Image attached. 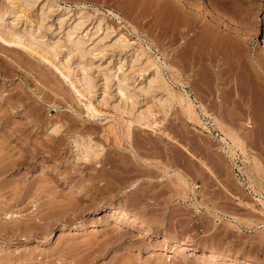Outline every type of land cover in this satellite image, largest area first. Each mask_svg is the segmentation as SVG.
Here are the masks:
<instances>
[{"label":"rangeland","instance_id":"obj_1","mask_svg":"<svg viewBox=\"0 0 264 264\" xmlns=\"http://www.w3.org/2000/svg\"><path fill=\"white\" fill-rule=\"evenodd\" d=\"M53 1L73 11L0 0L5 32L23 41L0 36V264H264V73L249 60L257 52L264 62V0ZM82 5L91 16L78 24ZM140 47L194 102V114L181 102L165 116L139 95L162 132L128 128L133 110L115 94L120 81L133 100L142 84L133 80ZM82 72L94 85L85 96ZM222 131L241 139L229 155ZM73 138L89 139L97 156L77 159ZM200 168L211 186L194 177ZM229 193L234 212L225 210ZM113 207L143 222L112 229L123 217L103 215ZM188 240L197 250H180Z\"/></svg>","mask_w":264,"mask_h":264},{"label":"bare ground","instance_id":"obj_2","mask_svg":"<svg viewBox=\"0 0 264 264\" xmlns=\"http://www.w3.org/2000/svg\"><path fill=\"white\" fill-rule=\"evenodd\" d=\"M38 0H11V2L14 4L16 3H20L22 5H28V4H31L33 2H36ZM14 4V5H15ZM21 6V5H20ZM47 7H48V10H54V11H57L59 14L62 12V11H66V12H72L73 9H67V8H60V6L53 0H48V4H47ZM76 15L78 16V19H80L79 23L78 24H81L83 23L84 19H88L89 16H91L89 13L86 12L87 10V7L85 5H82V6H79L76 8ZM42 13V12H41ZM113 14V12H111ZM58 14V15H59ZM42 15H44L42 13ZM61 15V14H60ZM114 15V14H113ZM174 16V15H173ZM172 16V17H173ZM45 17V16H44ZM180 17V16H179ZM178 17V18H179ZM1 18L0 17V36L4 30V33H6L8 35V40L11 41V42H14V43H17V42H23L22 40H20V37L18 36H14V32L12 31H8L6 30L5 32V27L6 25L4 26V24H2L4 21L1 22ZM5 18V17H4ZM19 18V17H18ZM92 18V17H91ZM41 19V18H40ZM59 19V17H58ZM176 19V18H175ZM3 20V19H2ZM45 20V19H44ZM86 21V20H85ZM181 21V20H180ZM14 22V21H13ZM77 22V21H76ZM101 21H99V26L102 24H100ZM178 22V21H177ZM85 24V23H84ZM178 24V23H177ZM14 25V24H13ZM77 25V24H76ZM97 25V23H96ZM75 26V25H74ZM78 26V25H77ZM69 27V26H68ZM5 28V29H4ZM71 28V27H70ZM75 31V30H74ZM75 34V33H74ZM24 35L28 36V38L30 39L31 43H34L33 41H35L32 37L31 39V33H26L24 32ZM72 36V35H71ZM68 37V35L66 36ZM71 39V38H70ZM75 41V40H74ZM78 42V41H77ZM235 43V41H234ZM229 44V43H227ZM232 44V43H231ZM237 45V43H236ZM238 45L241 46V44L239 43ZM237 45V47H238ZM79 46V45H78ZM77 46V47H78ZM229 46V45H228ZM233 46V45H232ZM231 46V47H232ZM239 46V47H240ZM238 47V48H239ZM243 47V46H242ZM81 49V48H80ZM237 49V48H236ZM240 49V48H239ZM246 49V48H245ZM84 50V49H83ZM238 50V49H237ZM243 50V48H242ZM244 51V50H243ZM247 51V50H246ZM239 53H242V51H239ZM238 53V55H239ZM264 53V52H263ZM53 54V53H52ZM244 54V52H243ZM257 54V52H256ZM253 57H251L250 55V58L249 60L252 61L254 64H256L257 66V69H259V71H261L260 73H264V62L262 60H260L259 58V55L257 54ZM81 55V54H80ZM83 55V54H82ZM261 55V54H260ZM247 56V54H246ZM84 57V56H83ZM262 58V57H261ZM263 59V58H262ZM248 60V59H247ZM264 60V59H263ZM246 61V60H245ZM121 63V62H120ZM133 63H137V64H140L138 66V68L135 70L134 74H133V80H137L136 77H140L141 80L143 79V82L142 84L139 86V87H133V100H132V97L126 95L124 93V90L127 88V86L123 85L120 81H116V86H115V94L120 98V100L122 102H124V105H126L127 107H130L131 110H133V120H130L129 123H128V128L132 127V124H133V128H134V125L141 128V129H144L143 131L145 130H148V131H152L153 133H156L157 131L159 132H162V130L160 129H156L155 128V125H153L151 123V116H152V112H151V108L150 107H147L145 109L141 108L139 105V99L138 96L139 95H150L152 97V99L155 101L156 105H158V107L162 110V112L164 113V115L166 116L170 109L175 106V105H179L181 104V102H185L187 108L186 111L187 113H193L194 114V111L191 110V106L192 104L194 103L193 102V99L192 97H190V94L184 90V95L183 97L182 96H179L175 90L173 89V86L170 85L169 83V80L166 78L165 74H164V68L168 67L166 63H159V61L157 59H154L152 58L151 56L148 55V53L146 52L145 50V47H140V48H136L133 50ZM248 63V61H247ZM110 64V63H109ZM133 64V66H134ZM253 64V65H254ZM220 65V64H219ZM218 65V66H219ZM83 66V65H82ZM122 66V64L119 65L118 69H120V67ZM250 66V65H249ZM108 67V66H107ZM251 67V66H250ZM249 67V68H250ZM222 69V68H221ZM252 70V69H251ZM82 71V70H81ZM134 71V70H133ZM258 71V70H257ZM252 72V71H251ZM110 75H112L110 73ZM109 75V76H110ZM137 75V76H135ZM220 75V74H219ZM258 75V74H257ZM264 75V74H263ZM78 78V77H77ZM257 78V77H256ZM260 78V76H259ZM258 78V79H259ZM263 78V76H262ZM254 79V78H253ZM252 80V79H251ZM227 81V80H226ZM259 81V80H258ZM76 82L78 84H80V87L82 89V92H81V95L85 96L84 95V92H87V93H91L93 92V84H92V79L91 77L89 76V74L87 72H82L80 74V77L78 79H76ZM252 82H255V80ZM260 82V81H259ZM189 83V82H188ZM227 84V83H226ZM229 84V83H228ZM257 84V83H255ZM260 84L263 86V84L260 82ZM78 88V87H77ZM110 88V84H109V79L108 78H105L104 82L102 83V91H103V94L105 96V94L108 93V90ZM188 88V87H187ZM231 88V87H229ZM252 89V88H251ZM257 89H260V88H257ZM254 90V89H253ZM80 91V90H78ZM252 91V90H251ZM194 92V91H193ZM256 92V91H255ZM259 92V91H257ZM256 92V93H257ZM263 92V91H262ZM224 93V92H223ZM192 94V93H191ZM262 94V93H260ZM181 95V94H180ZM224 95V94H223ZM263 96V95H261ZM260 96V98H262ZM217 97V96H216ZM128 98L131 99L130 102H128ZM195 98V97H194ZM225 98V97H224ZM264 98V97H263ZM262 98V99H263ZM197 100L196 98L194 99V101ZM217 100V99H216ZM259 100V99H258ZM228 101V100H227ZM261 101V100H260ZM264 101V100H263ZM141 102V101H140ZM193 102V103H192ZM219 102V107H222L223 109L225 108L226 104L225 102L223 101H218ZM230 102V101H229ZM180 103V104H179ZM245 103V102H244ZM248 103V102H247ZM263 103V102H262ZM200 104V103H199ZM231 104V103H230ZM237 104V103H236ZM243 104V103H242ZM261 104V103H260ZM247 105V104H246ZM87 110L89 113H91L92 115H94L96 112H98L99 110H97V108H95V106L89 101L87 104H85ZM120 106V104H119ZM200 106L202 108H204V106L202 104H200ZM217 106V105H216ZM232 106V105H231ZM231 106L228 105L227 108H231ZM241 106V105H240ZM264 105H262L263 107ZM193 107V106H192ZM251 107V106H250ZM261 107V108H262ZM217 108V107H216ZM229 108V109H230ZM235 108V105L234 107ZM237 108V107H236ZM240 108V107H239ZM228 109V110H229ZM253 109V108H252ZM251 109V110H252ZM237 110V109H236ZM235 110V111H236ZM245 110V109H244ZM222 111V109H221ZM226 111V109H225ZM253 111V110H252ZM185 112V111H184ZM240 112V111H238ZM264 112V111H263ZM121 113H123L121 111ZM226 113V112H225ZM236 113V112H235ZM243 112H241L240 114H242ZM186 114V113H185ZM246 114V113H245ZM249 114V113H248ZM253 114V113H252ZM250 113V115H252ZM228 115V114H227ZM231 115V114H230ZM234 116V115H233ZM232 116V117H233ZM238 116V115H237ZM236 117V119L239 117ZM246 116V115H245ZM245 116L244 117V120H246V124L248 127H250L251 129H254L253 127V124L256 122V117H253L255 118V122L253 123V121L251 119H249L247 121V118L245 119ZM251 116V117H252ZM192 117V116H191ZM229 117V116H228ZM243 117H239L238 119L240 120L243 119ZM226 118V119H225ZM223 117V119L227 120V116L226 117ZM250 118V117H248ZM193 119V117H192ZM231 119L228 118V120ZM234 119V118H233ZM253 119V118H252ZM224 120V121H225ZM254 120V119H253ZM260 120V119H259ZM230 121V120H229ZM232 121V120H231ZM234 121V120H233ZM243 121V120H242ZM262 121V120H261ZM227 122V121H226ZM237 122V121H236ZM235 122V123H236ZM245 123V122H244ZM253 123V124H252ZM259 122H257L258 124ZM256 124V123H255ZM254 124V125H255ZM202 126L207 129V127L205 125L202 124ZM225 126V125H223ZM231 126V125H230ZM256 126V125H255ZM59 126L57 124H54L53 127L51 128L52 132L56 133L59 131ZM134 131V130H133ZM203 132V131H202ZM223 132V131H222ZM221 132V136L219 138V141L220 143L222 144V147H220L223 151H225L226 153H228V155L232 152V147H233V144L235 143H238L241 139L235 135L234 133H231V132ZM252 132V131H251ZM254 132V131H253ZM130 133V132H129ZM164 134L163 135H167L166 137H170V134H166V132H163ZM162 134V133H161ZM211 136V135H210ZM165 139V138H164ZM167 140V139H166ZM170 140V139H168ZM241 142V141H240ZM72 143H73V146H74V151H75V154H76V157L77 159H84V160H89L91 158H94L95 156H97L98 154V151H97V147L93 144H91L90 140L89 139H85V138H73L72 140ZM232 146V147H231ZM182 148H184L186 151H188L190 153V150H188V148H186L185 146H181ZM191 154V153H190ZM192 155V154H191ZM233 155V154H232ZM29 157V156H28ZM26 157V159L28 158ZM33 157V156H32ZM195 158V157H194ZM196 159V158H195ZM205 163V162H204ZM203 163V164H204ZM206 166V164H204ZM203 165V166H204ZM208 168V167H206ZM210 168V167H209ZM208 168V169H209ZM212 170V169H211ZM210 169L208 171H210V173H212ZM203 171V170H202ZM214 173V172H213ZM212 173V174H213ZM216 175V174H215ZM214 175V176H215ZM182 176V175H180ZM184 177V176H183ZM182 177V178H183ZM216 178V177H215ZM195 187H197V184H193ZM226 188V187H225ZM194 189V188H193ZM227 190V189H226ZM229 190H227L226 192H228ZM230 192V191H229ZM232 192V191H231ZM223 194H221L222 196ZM231 195V193L229 194ZM264 202V201H262ZM251 204V203H250ZM248 205V204H247ZM264 205V204H263ZM250 207V206H249ZM254 208V207H253ZM250 209H252L250 207ZM255 209V208H254ZM253 210V209H252ZM256 210V209H255ZM260 212H262L264 214V211L261 210ZM106 214H103L104 216H116L117 214H121L122 212L118 210V208L116 207H113L111 208V210L109 211H106L105 212ZM123 214V217L118 220H116V223H114V225L111 227L112 229L114 228H121V226H129V227H134L136 226L137 223H142L143 220H141V218H139V216L137 215H131V216H128L127 213H122ZM106 218V217H105ZM144 230L147 232H150V231H153V228L154 226L149 223V222H144ZM117 238V237H116ZM163 240H168V238L166 236H163ZM192 244H191V241L188 240V241H185L184 243H182L181 245V249L180 250H197V248L195 247H191ZM188 248V249H187ZM179 250V251H180ZM181 254V251L176 253L177 255H180ZM210 255L214 258L217 255V253H214L211 252ZM227 260H231V261H234V262H238V263H242V264H252L249 262L248 259L244 258V257H240V258H230L228 256L225 257Z\"/></svg>","mask_w":264,"mask_h":264},{"label":"crops","instance_id":"obj_3","mask_svg":"<svg viewBox=\"0 0 264 264\" xmlns=\"http://www.w3.org/2000/svg\"><path fill=\"white\" fill-rule=\"evenodd\" d=\"M194 177H196L198 179V177L203 180L206 179L205 183L207 184V186H211V184H209L208 180H207V176L205 174H203L202 169L200 168L198 172L195 171V175ZM202 181V180H201ZM203 182V181H202ZM201 184V183H200ZM196 191V189H195ZM230 194V193H229ZM223 197H225V210H229L230 212H234V209L237 208L238 206H235V203L237 204V202H235L234 200V195L231 193L230 197H228L227 195H223ZM239 208V207H238Z\"/></svg>","mask_w":264,"mask_h":264}]
</instances>
